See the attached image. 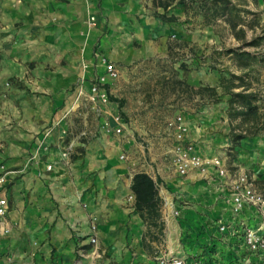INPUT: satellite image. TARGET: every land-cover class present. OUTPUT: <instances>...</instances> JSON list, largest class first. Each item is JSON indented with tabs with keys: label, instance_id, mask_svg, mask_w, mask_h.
Instances as JSON below:
<instances>
[{
	"label": "crops",
	"instance_id": "crops-1",
	"mask_svg": "<svg viewBox=\"0 0 264 264\" xmlns=\"http://www.w3.org/2000/svg\"><path fill=\"white\" fill-rule=\"evenodd\" d=\"M246 1L253 13L246 19L264 25V0ZM259 30L256 25L254 33ZM252 34L247 30L248 39ZM225 40L232 44L225 50L240 45L224 21L206 25L195 7L181 0H0V85L9 80L26 85L34 99L17 108L13 98L20 92L12 89L0 113V175L7 179L0 184V197L8 200L11 230L8 235L0 231V264H25L24 252L34 241L33 264H73L93 219L103 263L155 264L169 246L179 256L229 264L226 256L242 250L239 225L229 217L230 182L239 175L252 182L264 178V136L233 140L236 121L226 113L230 95L221 89L213 102L206 94L180 98L158 84L163 66L173 70L167 78L195 88L218 87L221 75L230 77L223 68L240 75L225 52L221 64L195 62L196 47L206 57L208 49L222 51ZM107 62L116 65L119 77L100 83ZM250 81L249 91L264 97V78L254 72ZM92 85L108 98L95 107L99 119L89 123L83 117L81 132L67 146L72 160L47 171L46 163L60 159L61 145L45 130L66 127L65 115L78 108L79 100L89 102ZM115 116L121 134L114 132ZM177 118L198 154L222 158L226 177L213 167L206 176L176 171L172 123ZM31 156L26 173L19 174ZM76 160L80 167L71 163ZM139 172L156 184L159 218H141L134 208L130 186ZM221 224L227 233L219 232Z\"/></svg>",
	"mask_w": 264,
	"mask_h": 264
},
{
	"label": "trees",
	"instance_id": "trees-1",
	"mask_svg": "<svg viewBox=\"0 0 264 264\" xmlns=\"http://www.w3.org/2000/svg\"><path fill=\"white\" fill-rule=\"evenodd\" d=\"M181 2L185 4L189 2L190 7L194 6L196 12L202 15L203 23L206 25L213 26L218 20L228 25L231 36L240 45L227 49L226 53L231 54L236 66L243 72L240 75L227 73L229 78L221 75L218 87L203 85L195 88L182 79L167 78L168 74L174 75L173 70L163 66L161 76L158 78L161 89L175 93L180 98L192 94L199 96L206 94L213 102H217L218 89H221L224 94L230 95L226 113L231 121H236V125L231 129L233 140L239 142L248 137L264 136V97L258 91H249L252 73L256 72V65L263 63L264 58L261 53L245 50L246 47H261L264 40V25L246 19L248 14H253L246 9V0H181ZM256 25L259 26L260 33H254ZM247 30L253 31L250 39L247 38ZM239 87H242L239 91L234 90ZM253 185L264 197V178L258 177L253 180ZM130 189L134 196V208L141 218L160 217L161 198L156 184L148 174L144 172L134 174ZM157 226L161 231L162 225Z\"/></svg>",
	"mask_w": 264,
	"mask_h": 264
},
{
	"label": "rangeland",
	"instance_id": "rangeland-1",
	"mask_svg": "<svg viewBox=\"0 0 264 264\" xmlns=\"http://www.w3.org/2000/svg\"><path fill=\"white\" fill-rule=\"evenodd\" d=\"M218 32L220 34L219 36L224 37V34L221 31H218ZM258 33H260V30ZM222 43H223V45L221 44V42L217 41V44H213V45H216L217 48L222 45V51L219 49H215V48L208 49L207 50L208 54L206 55V57H203L204 51L203 50L199 51L198 47H196V49L194 51L195 62H197V64H200V62L209 61L211 63V61H212V62H215L216 64H221L222 62L219 60L226 58L225 56L227 54L226 50L223 48L232 46L231 42H229L227 40L223 41ZM262 45H264V40H263ZM246 49H248L249 51H254L256 53L257 52L261 53L263 55V58H264V49L253 50L252 47H246ZM224 52L226 54L222 55L221 53H224ZM210 54H211V59L208 60V56ZM256 67H257L256 73H257L258 77L264 78V60H263V63H258ZM223 72L229 73L228 70H226L225 68H223ZM102 83H104V82H102ZM12 89L13 90L17 89L20 92L19 96L13 98V101H14L13 104H15V107L20 108L21 105L23 104V102L30 103V102H32V100H34V99H31V93H29V91L26 90V85L18 84V83L17 84H11V80H9L6 83H4L3 85H0V113H1V111L4 110L3 106L5 105V102L7 100L12 99L11 95H10ZM32 104H34V102H32ZM6 105H7V103H6ZM132 107L135 108V104H133ZM1 115H3V114H0V126L2 125L1 124V122H2V116ZM83 117H85V120H88L89 123L91 121H96L99 119V116L97 115L96 108L90 102L79 100L78 108H75L74 110H70L65 115V117L63 119L64 121L67 122L66 127H64L62 130L55 129L54 127L45 130L46 135H48L47 137H49V136L53 137L54 139L58 140L59 144L61 145L60 159L46 163L45 168L47 169V171H52L56 164L57 165L60 164L61 166H64L62 164L63 160H67V159L72 160V158L74 157V152L71 154L66 153L67 146H68L69 141L73 138H76L79 135V133L81 132L80 127H82V125L84 124L83 123L84 122ZM103 128L105 130H107L108 132L112 131L111 129H109L105 125ZM185 132H186V130H185ZM33 158L34 157L31 156L28 159L27 165H24L22 167V170L20 172H18L19 174L24 175L26 173L28 166H29V163L32 161ZM60 160H61V163H60ZM71 163L76 164L75 167L81 166V162H79L77 160L71 161ZM49 165L52 166L51 169L47 168ZM63 168H64V172L67 175L71 173V170L68 169L69 166L68 167L65 166ZM255 179H257V178H255ZM12 193H13V190H10V192H9V194H10V198H9L10 205L12 204V201L14 199ZM21 195H22V193H21ZM22 196L24 197V195H22ZM81 206H82V208H86V205H84V204H82ZM173 215L176 216L177 212H174ZM229 217L233 218L236 221V223H238L237 225H239L238 229L240 230V233H238V235L241 237L240 238V246H241L240 250L242 249L241 251H238V252L235 251V253H238V255L228 254L226 256V258L230 260L229 264H264V251L252 253L248 250V248L245 246V244L243 242L244 233L248 228L257 229L258 227L263 226L258 232H260L264 235V221L262 219V216L260 214H258L253 208H249V209H247V211H241L238 214H234L232 212V209H230ZM90 222H92V220H90ZM224 233H227V232H224ZM8 234H11V230L9 231ZM223 235H225V234H223ZM88 237H89V231H87V233L84 236L85 242H84V245L82 246L83 250L81 252V255H79V257H77L75 259V262H73V264H110L109 262H105V263L102 262V260L104 258L103 255H101L100 257L94 256L93 253H94V250L96 249V247L94 245L88 244L86 242V239ZM37 244L38 243L35 241L31 242L30 246L26 248L27 250H25L24 256H23V259L26 260L25 264H33L32 260H33V257H34L36 252L34 250H31L32 249L31 247H34ZM168 245H169V243H168ZM36 249H37V246H36ZM161 255H164L167 257H177V256L180 257L178 254H176V252H173L169 246L167 248H162ZM155 264H158V259L156 260ZM216 264H220V263H216Z\"/></svg>",
	"mask_w": 264,
	"mask_h": 264
},
{
	"label": "built area",
	"instance_id": "built-area-1",
	"mask_svg": "<svg viewBox=\"0 0 264 264\" xmlns=\"http://www.w3.org/2000/svg\"><path fill=\"white\" fill-rule=\"evenodd\" d=\"M91 21L93 19L91 18ZM119 77V70L115 64L112 62H107L105 64L104 75L100 77L99 82H105L106 79L115 80ZM89 102L96 107L98 103H106L108 98L105 91L100 90L98 85H92L88 94ZM114 121L119 124L118 127L114 129L116 134L122 133L121 120L118 116H115ZM177 118L172 125L176 128L175 143L173 147V157L172 162L176 171L180 175H185L189 171L195 170L199 171L201 174L206 176L207 170L209 167H213L216 170V173L220 177L227 176V170L223 165L222 158L217 156L215 157H203L195 151V146L193 143L185 139V129L178 122ZM123 159V155L120 156ZM51 169L52 166L47 167ZM6 174L0 175V184L6 182ZM231 190V209L234 214H238L243 211L245 208H253L258 214L262 216L264 221V197L259 193L253 182L245 175H239L236 178L232 179L230 182ZM130 199L132 197L130 196ZM8 212L9 205L6 197H0V231L4 235H8L10 227L8 224ZM96 220L93 219L90 224L91 235L89 237V244H92L96 247L94 250V256L99 257L100 253L98 251V240H97V225ZM263 227V226H262ZM262 227L257 229L248 228L244 233L243 242L248 250L252 253L264 251V235L258 232ZM219 232H226L227 227L225 224H221L218 228ZM0 254V262H1ZM1 264H9L7 261ZM158 264H206L200 259L197 258H187L184 256L180 257H167L161 256L158 258Z\"/></svg>",
	"mask_w": 264,
	"mask_h": 264
}]
</instances>
